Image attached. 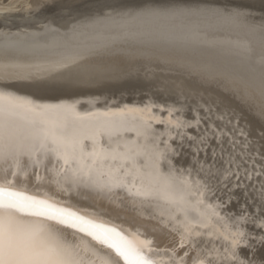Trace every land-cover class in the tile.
<instances>
[{
    "label": "snow or ice",
    "instance_id": "snow-or-ice-1",
    "mask_svg": "<svg viewBox=\"0 0 264 264\" xmlns=\"http://www.w3.org/2000/svg\"><path fill=\"white\" fill-rule=\"evenodd\" d=\"M258 15L186 0L135 7L116 0L97 10L121 27L209 19L264 35V0ZM259 72L264 95V55ZM92 115L0 90V264H86L85 255L95 264L101 253L102 264H264V131L257 149L238 120L207 102L149 100L87 121ZM43 184L110 203L122 191L127 200L117 197L118 207L155 223L126 228L49 195Z\"/></svg>",
    "mask_w": 264,
    "mask_h": 264
},
{
    "label": "bare ground",
    "instance_id": "bare-ground-1",
    "mask_svg": "<svg viewBox=\"0 0 264 264\" xmlns=\"http://www.w3.org/2000/svg\"><path fill=\"white\" fill-rule=\"evenodd\" d=\"M114 2L0 0V90L39 105L74 104L81 116L97 114L86 117L87 121L104 119L99 113L125 105L142 106L149 100L160 104L179 100L189 108L207 102L238 120L258 149L264 131L259 72L264 35L242 24L225 25L209 19L175 24L134 20L121 27L97 16L100 4ZM123 2L135 7L145 0ZM186 2L247 7L259 19L260 0ZM70 10L76 19H69ZM57 14L64 18L57 19ZM162 32L166 34L163 39ZM78 68L80 71H75ZM187 114L191 115L190 111ZM185 159L181 157V163ZM39 171L48 175L44 167ZM32 181L35 184L34 177ZM41 187L49 195L126 228L155 223L143 221L130 207H118L117 197L127 200L122 191L116 193V203H110L91 193L69 196L57 191L55 185ZM237 195L243 202V195ZM102 255L95 264H102ZM91 259L85 255L86 264Z\"/></svg>",
    "mask_w": 264,
    "mask_h": 264
}]
</instances>
